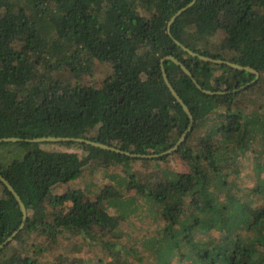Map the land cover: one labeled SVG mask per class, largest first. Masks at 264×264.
I'll list each match as a JSON object with an SVG mask.
<instances>
[{
    "label": "trees",
    "instance_id": "trees-1",
    "mask_svg": "<svg viewBox=\"0 0 264 264\" xmlns=\"http://www.w3.org/2000/svg\"><path fill=\"white\" fill-rule=\"evenodd\" d=\"M191 1L0 0V139L22 140L0 144V154L6 147L24 152L9 163L0 158V175L27 212L23 228L0 250V264H39L28 250L64 264L58 246L75 256L70 264H83L80 255L91 245L113 258L109 264H126L107 237H117L127 217L146 208L157 224L141 241L151 252L144 264H264V0H196L168 34L170 18ZM175 41L254 69L258 78L233 92L255 75L201 61ZM166 56L181 62L202 89L224 92L208 95L179 66L163 62L194 119L173 153L136 159L63 142L81 149L79 156L25 142L82 138L141 155L172 148L189 119L163 81ZM169 156L187 170H170ZM246 156L254 185L243 196L237 183ZM139 161L152 163L153 171L132 173ZM118 167L126 175L116 179L118 187H96L89 197L86 183L85 190L52 194L57 185L89 181L97 170L108 176ZM21 223L0 179V245ZM212 231L223 235L212 239Z\"/></svg>",
    "mask_w": 264,
    "mask_h": 264
},
{
    "label": "rangeland",
    "instance_id": "rangeland-1",
    "mask_svg": "<svg viewBox=\"0 0 264 264\" xmlns=\"http://www.w3.org/2000/svg\"><path fill=\"white\" fill-rule=\"evenodd\" d=\"M251 94V92H250ZM40 148L44 151L49 152H74L77 153L79 156H83L84 152L79 149L77 146H67L64 145L63 142L60 143H54V142H43L39 143ZM23 150L15 148V147H6L4 149H1V156L0 158L5 162L9 163L13 158L16 157H22L23 156ZM243 162V166H246V168H243L241 171V177L238 180L237 187L241 188L240 194L243 196L249 195V189L252 188L254 185V178L252 176V170L247 168L249 166V163H251L250 157L246 156L241 159ZM165 165L170 168V170L176 171V172H185L187 170L186 166L183 165L182 161L177 158L176 156H169L167 158V162ZM154 167L152 166V163L147 162H135L134 164H131V167L129 170L134 174H139L141 176H145L150 174L152 172ZM109 175L113 174L112 176H115V180L111 179V177L106 176V174L97 171L93 172L92 178L88 181V178L86 177H79L77 180L72 181L68 184L64 185H57L54 187L52 194L54 195H62L66 193L69 190H77V189H84L85 190V184L90 183L91 186L89 188V197H93L94 190L96 187H104V186H117L116 184L117 180H120V177L126 176L122 170L118 167V169L114 172L110 169L109 172H107ZM115 174V175H114ZM117 179V180H116ZM95 184V188H94ZM134 196V192L127 194V197ZM110 213L114 214V210L110 209ZM117 214V213H116ZM157 222L151 217V213L149 208H146L144 210H137V213H134L133 216H128L125 222L121 225V229L119 235L117 237H107V239H111V242H114V249L115 250H121L120 256H117L120 258L121 261L126 262V264L131 263H138V264H144L147 262V259L150 258L149 254L151 255L150 251H145L142 247L141 241L143 236L148 237L153 234V230L156 226ZM212 239H219L221 235H223V232H217L212 231L210 233ZM195 236L197 238H202L203 236L195 232ZM32 241V240H31ZM30 241V242H31ZM29 242V243H30ZM33 243V242H32ZM31 244V243H30ZM62 244V243H61ZM33 250H28L26 252V255L30 258H34L35 260H40L39 264H58V262H54V260H51L49 258H42L36 257V255H33ZM55 251H58L60 254L64 256L63 262L64 264H70L74 263L76 261L75 256L68 254V251L64 247L58 246ZM54 251V253H55ZM82 263L84 264H95L97 260H101V264H109L112 261V257L110 255H107V252L102 249L101 246H94L91 245L90 247H84L83 252L80 255ZM40 258V259H39ZM61 260V258H59ZM141 260V261H140ZM62 264V263H61ZM172 264H178L175 260L172 261Z\"/></svg>",
    "mask_w": 264,
    "mask_h": 264
},
{
    "label": "water",
    "instance_id": "water-1",
    "mask_svg": "<svg viewBox=\"0 0 264 264\" xmlns=\"http://www.w3.org/2000/svg\"><path fill=\"white\" fill-rule=\"evenodd\" d=\"M195 2H196V0H192L186 6H184L181 9H179L170 18V20L167 23V32H168V34H170V27L173 24V22L183 12H185L187 8L191 7ZM175 42H176V44L180 48H182L183 51H185L186 53H188L192 57H195V58L200 59L201 61L208 62V63H215V64L227 65V66H230L231 68H234V69H237V70H240V71H247V72H250V73H252V74L255 75V78L251 82L247 83L246 85H244L243 87H241L239 89L233 90V92H237V91H239L241 89H244V88L248 87L250 84H252L258 78V73L254 69H251L249 67H243V66H240V65L231 63L229 61H225V60H221V59H213V58H210V57H207V56L200 55L198 53H195V52L189 50L188 48H186L185 46H183L178 41H175ZM165 60H170L174 64H176L177 66H179L180 69L185 73V75H187L192 80V82L195 84V86L198 89L202 90L204 93H206L208 95H214V94H224V92H212V91H208V90L202 89L197 84L196 80L193 78L191 72L181 62H179L176 58H174L172 56H166V57H164L163 59L160 60L161 74H162L163 81H164L166 87L168 88L169 92L171 93V95L180 104V106L182 107L183 111L185 112V114L188 116V119H189V126H188L187 130L181 135V137L179 138V140L176 142V144L172 148H170V149H168V150H166V151H164V152H162L160 154L141 155V154H131L129 152L120 151L117 148L110 147V146H107V145H104V144H101V143H98V142H93V141L86 140V139H82V138L42 137V138H35V139H27L25 142H30V143H43V142H54V143H60V142H75V143H84V144H87V145H90V146H93V147H96V148H100V149L112 151V152H115V153H121V154L130 156V157L136 158V159H140V158L141 159H158L160 157H163L165 155H169V154L173 153L178 148V146L181 144V142L184 140V138L186 136V133L191 129V127L193 125L194 119H193V116H192L191 112L189 111L188 107L184 104V102L182 101V99L177 94V92L175 91V89L173 88V86L171 85V83L168 80V77H167V75L165 73V70L163 68V62ZM19 142H22V140L21 139H18V138H2V139H0V144H3V143H19ZM0 179H1L2 183L4 184V186L7 188V190L12 194V196L16 200V202H17V204L19 206V209H20V211L22 213V223H21V225L19 226L18 230L14 231L0 245V250H2L6 244H8L10 241L13 240V238L16 236V234L18 233V231L23 228L24 223H25L26 218H27V212H26L25 206H24V204H23L20 196L17 194V192L14 190V188L9 184V182L7 180H5L4 178H2L1 175H0Z\"/></svg>",
    "mask_w": 264,
    "mask_h": 264
}]
</instances>
